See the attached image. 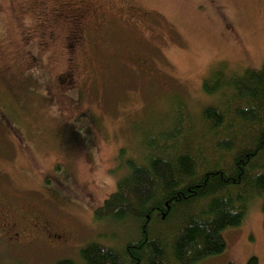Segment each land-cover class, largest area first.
<instances>
[{
    "label": "rangeland",
    "instance_id": "1",
    "mask_svg": "<svg viewBox=\"0 0 264 264\" xmlns=\"http://www.w3.org/2000/svg\"><path fill=\"white\" fill-rule=\"evenodd\" d=\"M39 1L0 0V120L7 123L0 122L1 195L14 220L28 226L39 214L69 231L71 242L55 248L27 228L11 244L0 234V264H83L85 243L120 249L138 236L126 221L97 222L93 211L115 191L126 159H143L147 133L173 127L172 103L180 98L196 123L201 106L216 105L221 95L206 93L204 80L217 70L228 79L261 67L264 0H51L87 4L97 18L74 63L64 25L47 50L36 45ZM28 44L42 69L29 66ZM66 71L70 87H58ZM86 128L93 144L83 149ZM221 235L225 250L196 264H246L251 256L264 264V192Z\"/></svg>",
    "mask_w": 264,
    "mask_h": 264
},
{
    "label": "trees",
    "instance_id": "2",
    "mask_svg": "<svg viewBox=\"0 0 264 264\" xmlns=\"http://www.w3.org/2000/svg\"><path fill=\"white\" fill-rule=\"evenodd\" d=\"M202 87L221 93L217 104L202 105L195 123L177 98L173 127L147 133L143 159H126L115 191L93 211L138 236L120 249L85 243L83 264H196L225 250L221 231L264 192V56L260 68L228 79L217 70Z\"/></svg>",
    "mask_w": 264,
    "mask_h": 264
},
{
    "label": "flooded vegetation",
    "instance_id": "3",
    "mask_svg": "<svg viewBox=\"0 0 264 264\" xmlns=\"http://www.w3.org/2000/svg\"><path fill=\"white\" fill-rule=\"evenodd\" d=\"M51 0H40L38 4L35 5L36 10L38 9L39 14L36 17V25L42 30V38L41 40L36 41V45L40 44L43 47V50H47L50 47V44L54 43L56 40V32L60 26H65V35L63 37L64 47L70 57L68 60L71 63H74L73 54L77 49H81L85 47L86 38L88 39V35L93 31V20L97 18L94 17V12L89 10L87 4L77 3L76 1L62 3L61 6H54L50 4ZM131 12V10H129ZM101 18H104L101 16ZM89 27V30H88ZM30 38V37H29ZM25 42H28L27 38H24ZM31 39V38H30ZM45 45V46H44ZM32 45H27L25 50L26 58L30 67H37L39 69L43 68V61L37 54H33L29 49ZM67 59V57H66ZM72 73L69 71L61 73L56 77L58 87L68 88L71 84ZM64 79H66L64 84ZM3 124L5 123L3 120H0ZM7 124V123H5ZM9 128V126H8ZM60 131H57V135L60 136ZM82 140L78 139V135L76 133H72V136L76 138V140H80V145L83 149H87V147L92 146L93 137L92 131L89 128H86L83 132ZM18 138L17 135H15ZM63 136V135H62ZM61 147L63 148L67 145L65 136L60 138ZM66 142V143H65ZM79 142L73 144V147L76 144L79 145ZM64 143V144H63ZM71 147V146H70ZM72 148V147H71ZM70 149V148H69ZM67 150V149H66ZM71 151V150H70ZM4 172L0 171V183L2 181ZM3 186V182L1 183ZM3 191L0 187V234L1 238L7 237L9 239V243H15L13 240H17L19 236H27L25 234L26 228L30 230L32 237L41 238L44 237V240L52 247H59L68 244L71 242L69 231L61 229L59 227H55L49 221L45 220L39 214H35L32 219H30L28 226H25L23 222L16 221L14 219H18L16 214L10 213L5 207L6 199L3 195H1ZM13 217V219L11 218ZM13 239V240H12Z\"/></svg>",
    "mask_w": 264,
    "mask_h": 264
}]
</instances>
